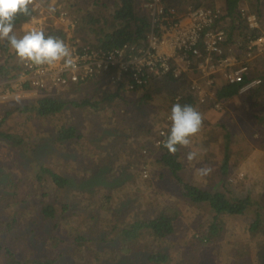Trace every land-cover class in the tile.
<instances>
[{"label": "trees", "instance_id": "16d2710c", "mask_svg": "<svg viewBox=\"0 0 264 264\" xmlns=\"http://www.w3.org/2000/svg\"><path fill=\"white\" fill-rule=\"evenodd\" d=\"M226 1L229 3L230 7L228 9L230 10L233 9L238 1H241V4L245 3V0ZM77 2L70 3L68 8L71 14L79 20L80 27L84 25V27L96 26L98 28V34L94 39L97 46L111 48L124 41H134L139 44L144 43V29L149 23L146 14L138 9V0H84V6H79ZM248 2L254 3L253 6L248 7V11L253 9L259 14L261 20L260 28L257 31H253V35H264V0H250ZM212 3V0H209L206 4L214 5ZM35 12L36 10L29 6L28 15L18 13L13 21L14 27L29 21ZM243 21L245 20L242 19L241 22ZM243 26L245 29L244 34H246L248 28L246 25ZM44 33L46 36L53 35L57 37L60 34V30L57 26H48ZM2 50L6 52L7 56H5V61L0 63V74L6 77H10V75L15 77L23 60L16 55L15 50L11 48L6 39L0 41V51ZM257 58H259L257 64L259 68L255 67V75H258L262 79L261 84H263L264 55ZM259 71L261 74L258 73ZM165 77L169 80H175L169 74L156 76L148 84V87H155L156 85L162 88L166 87L167 82L163 81ZM247 79L246 77L245 81ZM190 81L188 80L187 84ZM102 82H105V79H102L100 84ZM239 85L240 83L231 84L225 80L223 87L218 90L217 97L219 102L224 103V106H226L230 102L229 99L239 93L244 95L249 102L251 100H255L257 103L261 102V98L256 96V93L260 90L257 87L260 85L244 92H239ZM144 88L140 90L141 92H138L140 93L138 100L126 98L123 95L124 91L120 87H116L102 92V95L99 96L100 98L96 99L85 96L79 101H64L59 99L57 94H53L42 95L36 99L27 100V102L33 104L37 109V111L35 110L36 113L33 114L34 117L51 118L52 123L57 125L58 121H65L62 114L61 117L59 115L62 107L66 103L82 108L85 112L88 109L96 110L101 101L112 103L113 101L119 102L123 100V104L125 103L126 105H141L144 102L149 105V101L154 97V93L151 90L143 91ZM182 91L179 93L181 94L180 98L175 100L173 97L170 103L166 104L163 112L157 108L156 111L158 113L156 114H160L159 119L161 118V120L159 121L161 125L153 130V136L151 138L141 140L138 146H143L142 143L144 141H151V144H155L158 130L163 127L162 125L164 123H168V127L165 130L166 134L163 136L164 141L166 140L171 127V120H166V116L170 115V109L174 103L179 102L182 105L190 104L194 106L193 95L188 90H184V94L182 95ZM27 106L26 104L21 106L18 103L3 105V110H1L2 113L0 114V143L12 145L18 148L20 152L26 151L25 154H27L28 149H31L33 151L32 153L37 151L38 155H29L32 166L37 170H41V172L33 177H35V181L43 179L42 181H46V185L44 186L45 189L42 187L38 192L35 189L34 180L28 178V180H31V187L28 192H25L26 197L22 198L19 193L21 179L15 177L8 166L0 162V184L3 190L7 192V194L2 193L0 195V253L5 257L7 264H77V261L80 262L79 264H95V262H98L97 264H133L134 261L135 264L139 257L142 258L143 262L149 261L153 264H190L193 259L195 264H264V250L262 249L264 246H261L264 244V239H262L264 238V201L261 199L262 194H260L264 193V190L254 198L251 195L245 198H237L233 195L226 196V194L215 190V188L205 190L199 188L194 183L184 184L181 180L183 189L178 192L179 197L177 196V201L180 197L186 196L189 200L193 201V204H198L205 210L200 211V215L198 216V218H203L200 221L199 228H197L198 223L180 220V216H182L180 205H177V201L172 200L170 197H168L169 201H167L162 211H157L156 208L152 209V213L146 214L144 217L129 215L130 219H121L120 215L115 214L113 224L108 225L106 221L101 222V220L106 219L104 215L105 210L106 208L110 210L113 202L109 200L107 193L99 194L101 189L96 186L104 187L106 190L113 187L106 181V179H109L106 174H103L102 178H100L99 174L103 173V171H96L95 173L98 174L96 177L95 173H92L94 167L98 166L97 163L105 161L111 154H107V156L99 154V156L105 157L93 159L84 171L82 162L77 156H83V154L89 152L88 149H91L89 148V143H86L85 140V138H87V141L92 140L90 137L91 130L87 128L86 130L88 132L77 133L76 122L74 125L66 127H64V122L63 124H59L58 127L60 129H58V134L53 140L49 138L46 141H35L30 139L26 133L32 135L34 130H37L35 128L39 125L36 124L34 125L35 127L32 125H28V127L24 126L26 122L33 118L31 114L32 109H30L31 113L29 116L23 120H19L18 116ZM147 111L150 110L146 108V111L142 112ZM198 111L201 110L199 109ZM67 119H69V116L66 117ZM143 124L147 131H151V127L146 126L144 121ZM131 128L132 133L124 136V142L133 140L135 128L133 125ZM95 129L94 126L93 132H95ZM111 132L113 131L105 128L102 133L110 134ZM93 137L96 139L98 137L101 142V131L97 136ZM75 143H78V146ZM114 145L111 142L107 146L109 147L108 151L118 149L119 146L113 147ZM203 146L204 141L202 139L199 143L190 140V144L187 147L178 145L177 152L171 154L164 147L163 142V144L157 146L160 154H155V156H159L157 158L158 167L169 168L172 174L177 177L181 176L182 157H186L189 151H199L198 154H200ZM144 150L145 148H130V152L137 154V156H142L140 152ZM128 155L129 153H123L119 156ZM37 156H41L42 159H38ZM66 157H70L79 162L75 167L80 170V173H73V178L64 175L65 173L57 166ZM125 160L127 161V169L124 170H129L130 173H121L117 170L120 167L117 165V161H114L110 167H105L107 169L106 173L110 177H119V181L131 180L130 182H135L136 179H133V177L137 178V173L133 158L126 157ZM151 165L153 166L154 164L151 163ZM225 167L226 165L223 166V168ZM117 171L119 174H116ZM157 176L160 179L164 178L163 170H159ZM98 177L100 180H95ZM142 182L146 183L144 180H140L136 185L142 184ZM68 186L77 188V191L72 189L75 196L78 193L82 196H87L83 199H74L69 193ZM61 189L64 191L60 192ZM11 190L13 191L10 192ZM135 191L139 192V186H136ZM166 193L167 191L164 193L161 192L164 195ZM9 195L11 198L13 197V202L21 203L22 207H24V203L27 201L31 202L30 207L38 212L37 216L40 220L43 223L54 222V229L59 227L58 222L64 223L65 225L69 224V228H71L68 233L70 235V241H67L66 236L62 238L50 234L45 230V240L42 241L38 237L39 234L35 233L36 227L33 225L37 223H35L36 219L34 215L26 219V217L17 215V209L8 210L9 207H12V205L10 206V201L6 205L2 204L1 199ZM45 196L49 197L51 201H46L44 199ZM235 214L249 215L248 217L250 219L246 223L245 228L249 232H252L250 233L251 239L254 240L257 238L260 241L259 244L250 247L247 241H242L241 247H238L240 243L238 245L235 244V248H237L232 251L230 250L232 242L226 237L225 233L228 221ZM96 228H98V232L102 231L100 233L102 236L101 238L97 237L93 241L95 247L91 246V240L89 238L87 239L83 232L89 233L91 231L94 234ZM28 229L30 230L28 231ZM88 229L90 230L86 231ZM179 229H183L181 235L178 232ZM19 232H23L24 234L21 237V240L24 242L23 247L18 246L17 239L12 237V235L18 234ZM102 233L109 235V238L105 237ZM151 236L155 238L154 241H151ZM9 238L13 241L8 240ZM140 238L146 239V242H134V246L131 245L133 241ZM166 240H169V243H171L169 244V248L163 245ZM148 242L152 245L153 250L145 252L144 249ZM105 243L109 244L110 249L101 251L99 248L103 247ZM155 243H159L161 246L157 247ZM39 244L42 246H39ZM71 245L74 247L71 248ZM39 247L42 249L41 251ZM62 256L65 257L64 262L60 261Z\"/></svg>", "mask_w": 264, "mask_h": 264}, {"label": "rangeland", "instance_id": "374dc122", "mask_svg": "<svg viewBox=\"0 0 264 264\" xmlns=\"http://www.w3.org/2000/svg\"><path fill=\"white\" fill-rule=\"evenodd\" d=\"M78 1L79 6H84V0H32L33 6L35 7V14L33 17H37L39 15V9L44 10L43 14L40 16L42 18L45 14L48 16L50 13L55 12L56 10H60L64 7H69L70 3ZM250 0H245L244 4H241V1H238L235 6L246 5L247 7H251L254 5L252 2H248ZM212 4L214 6H222L228 9L229 3L226 0H212ZM30 4V5H31ZM29 5V6H30ZM234 6V7H235ZM32 17V18H33ZM20 26H15L13 28L14 33L19 37L22 36L27 30V23ZM4 40V39H0ZM264 55V52L260 55ZM5 56H7L6 52L3 50L0 51V63L5 61ZM259 56V57H260ZM259 62V58H257L256 62L254 60L255 67ZM6 65V64H5ZM260 73V71L258 72ZM261 74V73H260ZM96 81V80H95ZM93 80H89L86 88L87 97L96 99L100 98L102 92H105L111 88L110 86L105 85V82H102V86H104L101 90L97 91ZM101 82V81H100ZM99 82V84H100ZM169 88V87H167ZM162 89V88H161ZM257 89H260L256 96L261 98V102L257 103L255 100L247 101V98L241 93L236 94L234 97H231L228 105L224 106V103L219 102L220 108H212L211 101L207 98V103L198 105L194 103V107L200 113L202 112L203 124L201 130L195 135L190 137L192 142H198L202 139L204 141L203 150L200 154L199 151H192L196 153V157L194 160H187L185 156L182 157V167L180 174L181 176H176L172 174L169 168L158 167L157 158L159 156H155V154H160L158 150V145L151 144L148 141H144L142 143L143 146H138L141 140L151 138L153 136L152 132L157 127L161 125L160 114L156 110L159 108L161 112L164 111V107L166 104L170 103V100L174 97H168V93L163 96H156L155 92L152 100L149 101V105L146 102L141 105L131 104L126 105L123 104V100L119 102L113 101L112 103H106L101 101L99 107L95 109H88L87 112L82 110V108L76 107L72 104H65L60 112L59 117H64L65 121H58L57 125H54L51 121V118H38L34 117L35 110L33 104L27 102L30 99H36L41 95L39 93H35V95H19L12 94L6 99L0 98V114L3 110V105H7L8 103H18L21 106L26 104L27 108L19 113V120H23L28 117L31 113L30 109H32L33 118L26 122L24 125L28 127V125L38 124L34 130L32 135H26L35 141H46L51 138L53 140L55 136L58 134V126L59 124H64V127L69 125H74L77 123V133H85L88 132L86 129L91 130L90 137L91 141H87L89 143V152L83 154V156H77L79 160L82 162L84 171L89 166L91 161L96 158L105 157L107 154H111L105 161L97 163V167L95 166L93 169L94 174L96 171L100 170L103 173H100L99 176L102 178L103 174H106L109 179L106 181L110 184L111 189L106 190L104 187L96 186L101 189L99 194L107 193L109 195V200L113 202L110 210L106 208L104 215L106 219H102L101 222L106 221L108 225L113 224L114 215H120L121 219L126 218L130 219L129 215H135L134 217H144V215L152 213V209H156L157 211L164 210V206H166L168 197L172 200L177 201L178 192L182 191L183 183L189 184L194 183L201 189H210L215 188V190H219L226 194V196H234L237 198H245L248 195H251L253 198L256 197L261 191L264 190V77L263 84H261ZM185 90V89H184ZM71 85L67 86L63 93L57 94L58 98L64 101L73 100L79 101L77 97L74 98V95L71 93ZM138 92L134 91V93L123 92V95L126 98L138 100L140 98ZM180 93V92H178ZM168 97V98H167ZM148 102V101H147ZM146 108L150 111H146ZM142 110V111H141ZM203 110V111H202ZM58 116V115H57ZM69 116V119L66 120V117ZM168 115L166 116V118ZM145 122L146 126L151 127V131H147L143 124ZM31 122V123H30ZM132 125L134 126V135L132 141L124 142V136L132 133ZM95 126V132H93ZM61 127V126H60ZM105 128L111 130L110 134L102 133ZM30 130L29 128H26ZM101 131V142L93 136H97ZM159 131V130H158ZM93 134V136H92ZM156 134V132H155ZM111 142L115 145L113 147L119 146L118 149H113L108 151L109 147H107ZM102 143V145H101ZM78 146V143H75ZM35 146V144H34ZM130 148H145L144 151L140 152L142 156H137V154L130 152ZM151 150V155H150ZM31 151V149L26 151H19L18 148L12 145H6L0 143V162H2L5 166L11 170L12 174L15 175L18 179H21V185L19 188V193L22 198L26 197L25 192L30 190L31 180L36 176L41 170H37L32 166V162L29 160V155L34 154L38 155V152ZM95 153V154H90ZM123 153H129L128 156H119ZM105 155V156H99ZM145 154V156H143ZM21 155V156H20ZM49 156H51L48 153ZM179 156V155H177ZM182 156V155H180ZM38 159H42L41 156H37ZM126 157L133 158L137 178L135 182L127 181H119V177L114 176L110 177L106 173V166L112 165L114 161H117V165L120 167L117 169L121 173H130L127 169V161ZM63 159V158H62ZM79 162L70 157H66L61 161L59 165H57L67 176L72 177L73 173H80V170L75 167ZM151 163L154 165L152 166ZM226 165L225 168L223 166ZM201 167L210 168V172L206 175H201L198 171ZM124 170V171H123ZM142 170V171H141ZM159 170H163L164 178L160 179L157 176ZM91 174V175H92ZM116 174H119L117 171ZM98 174L95 173V177ZM31 178V180H28ZM73 178V177H72ZM144 180L146 183L136 185L138 181ZM34 180V185L36 191H40L42 187L46 185V181ZM95 180H100L99 177ZM182 180V182H181ZM96 182V181H95ZM94 182V183H95ZM109 184H95V185H109ZM136 186H139V192H136ZM45 189V187H44ZM72 189L77 191V188L74 186H68L69 193L74 199H83L85 196H82L78 193L76 196L73 194ZM10 190V188H9ZM73 190V191H74ZM103 190H105L103 192ZM11 190L10 192H12ZM64 190L61 189L60 192ZM167 193L161 194L166 192ZM7 194L6 191L3 190L2 185L0 184V195ZM10 194V193H9ZM161 194V195H160ZM261 199L264 201V193H260ZM179 197V196H178ZM13 198V197H12ZM9 196H5L1 199L3 205H6L10 201V206L8 210L17 209V215L29 218L34 215L37 224L33 225L36 227L35 233L39 234V238L45 240L44 230L49 232L50 234H54L64 238L66 236L67 241H70V232L69 224L65 225L64 223L58 222L59 227L57 229L53 228L54 222L43 223L42 220L37 216V211L30 207L29 201L24 203V207H22L21 203H15ZM40 200V198H38ZM46 201H51V199L47 196L44 197ZM177 205H180L182 210V216H180V220H184L185 222H194L198 223L197 228H199L200 221L203 218H198L200 215V211H205L202 206L198 204H193V201L189 200L186 196L180 197V199L176 202ZM159 205V206H158ZM163 208V209H162ZM252 211V209H250ZM22 214V215H21ZM247 214H235L230 218L226 226V237L232 242L230 250H234L235 244H239L238 247H241L242 241H247L250 247H254L259 244L260 241L255 238L251 239L249 230L245 228L246 223H248L250 217ZM132 219V218H131ZM71 227V225H70ZM98 228L95 229V233L93 234L91 231L89 233L83 234L86 238L91 240V246H95L93 241L95 239L101 238L100 232L97 231ZM30 229H28L29 231ZM38 230V231H37ZM90 229L86 230L89 231ZM183 229H179L178 232L180 235L182 234ZM27 231V230H26ZM82 232V231H81ZM63 234V235H62ZM105 235V233H102ZM258 234V233H257ZM23 232H19L18 234L12 235L14 239H17V245L23 247L24 242L21 240L23 236ZM179 235V236H180ZM249 238H248V237ZM105 237L109 238V235H105ZM248 238V239H247ZM264 239V238H262ZM8 240H11L10 238ZM155 238L151 236V241H154ZM13 241V240H11ZM135 243H145L146 239L140 238L131 243L134 246ZM237 242V243H236ZM87 243V242H86ZM160 243V242H159ZM159 243H155L157 247L161 245ZM169 240H166L163 243L164 246L169 248ZM145 245V244H144ZM39 246H42L39 244ZM261 246H264L262 244ZM74 247L71 245V248ZM96 247V246H95ZM70 248V249H71ZM175 248V247H174ZM40 249V247H39ZM48 250L47 248H44ZM55 249V248H53ZM50 249V250H53ZM101 251L110 249L109 244L105 243L103 247L99 248ZM173 249V248H172ZM264 250V248L262 247ZM42 249H40L41 251ZM107 250V251H108ZM149 250H153L152 245L148 242L145 246L144 251L148 252ZM58 253V252H56ZM231 254V252H229ZM60 261L64 262L65 257L62 256ZM80 262L77 261V264ZM98 262H95L97 264ZM0 264H7L5 261V257L0 253ZM134 264V261H133ZM135 264H153L148 262H143L142 258L135 262ZM190 264H195L194 259L190 262Z\"/></svg>", "mask_w": 264, "mask_h": 264}, {"label": "built area", "instance_id": "2783aa9c", "mask_svg": "<svg viewBox=\"0 0 264 264\" xmlns=\"http://www.w3.org/2000/svg\"><path fill=\"white\" fill-rule=\"evenodd\" d=\"M141 5L147 10L149 23L144 29V43L127 41L111 48L95 46L82 35L79 20L68 7L42 18L44 10L39 9V15L28 22L27 31L57 26V37L69 47L72 64L65 66L62 60L37 65L23 60L15 77L0 74V98L12 94H60L73 83L84 84L105 74L111 88L120 87L129 93L147 87L156 76L169 74L179 79L189 71H197L200 78L192 79L187 90L194 100L206 104L208 98L219 109L217 94L225 80L240 83L239 92L261 84L262 79L255 75L254 60L264 52V35H253L261 26L253 9L248 11L246 5L231 10L197 5L183 17L166 0H141ZM243 25L248 28L246 34ZM240 27L243 30L232 36V29ZM91 31L95 33L98 28L93 26ZM180 96L178 93L174 99ZM169 119L170 115L166 120ZM162 126L156 145L164 142L168 123Z\"/></svg>", "mask_w": 264, "mask_h": 264}, {"label": "clouds", "instance_id": "9594fccd", "mask_svg": "<svg viewBox=\"0 0 264 264\" xmlns=\"http://www.w3.org/2000/svg\"><path fill=\"white\" fill-rule=\"evenodd\" d=\"M31 3L32 0H0V39H6L21 60H29L37 65L63 60L65 66H70L71 51L58 37L46 36L43 30L36 29L26 31L19 37L14 33L15 16L18 13L28 15ZM30 6L35 9L33 4ZM29 21L24 24L27 23L28 26ZM170 120L171 127L164 141V147L169 153L175 154L178 145L187 147L190 144L189 138L200 131L203 117L194 106L176 102L171 106ZM195 157V152L189 151L186 154V159L189 161L194 160ZM210 170L206 167L198 169L201 175L208 174Z\"/></svg>", "mask_w": 264, "mask_h": 264}, {"label": "crops", "instance_id": "0c3cea01", "mask_svg": "<svg viewBox=\"0 0 264 264\" xmlns=\"http://www.w3.org/2000/svg\"><path fill=\"white\" fill-rule=\"evenodd\" d=\"M168 3L172 4L173 7L181 14H183V17L186 16L187 10L189 8H191L192 6H197V5H208L206 4L207 2H209V0H166ZM211 5V4H209ZM142 5H141V0H138V9L141 10L142 13L147 14V10H145ZM24 24V23H23ZM25 27V24L23 25ZM88 26L81 25V31L85 32L87 30ZM90 34H93L92 31H90ZM93 37V36H92ZM200 77H198V72L197 71H189L188 73L184 74L181 78L179 79H168L167 77L164 78V82H167V86L162 88L161 86H147L144 88L143 91H149L151 90L152 92H155V95L158 96H163L166 95L168 93V97L171 96H175L176 94H178V92H180L181 90H187L188 89V80H192V79H199ZM93 84L95 85V88L97 91H102L101 89L104 86H101V84H99V79H97V81L93 82ZM88 85V83H84V84H72L71 88L73 86V90H72V94L74 95V98L77 97L78 99H81L83 97H85L86 95V86ZM169 87V88H167ZM162 88V89H161ZM140 91V90H138ZM142 91V92H143ZM183 92V91H182ZM134 93V92H132ZM166 93V94H165ZM128 95H130L127 92ZM167 97V98H168ZM76 99V98H75ZM194 103L198 104V105H202L203 103L198 102L197 100H194ZM211 103V102H210ZM212 108H216L214 107V105L211 103ZM217 109V108H216ZM203 111V110H202Z\"/></svg>", "mask_w": 264, "mask_h": 264}, {"label": "flooded vegetation", "instance_id": "af4514ba", "mask_svg": "<svg viewBox=\"0 0 264 264\" xmlns=\"http://www.w3.org/2000/svg\"><path fill=\"white\" fill-rule=\"evenodd\" d=\"M93 26H89V27H87V30L85 31V32H82V35H84L85 37H87V38H89L90 40H91V43L93 44V45H95V46H97L96 44H95V41H94V39H95V36L98 34V31L97 32H93V34H90V31H91V28H92ZM240 30H243V28L242 27H240V28H233L232 29V32H231V35L232 36H235L237 33H238V31H240ZM93 36V37H92ZM124 42H127V41H124ZM123 43V42H122ZM99 47V46H98ZM97 77V78H96ZM102 75L101 76H99V75H96L95 77H93L91 80H93V81H97V79H99V81H101L102 79H105V85H107V86H109V84H108V78H107V75L105 74L102 78ZM74 84V83H73ZM78 84V83H77ZM71 91H72V88H71ZM72 93V92H71Z\"/></svg>", "mask_w": 264, "mask_h": 264}]
</instances>
